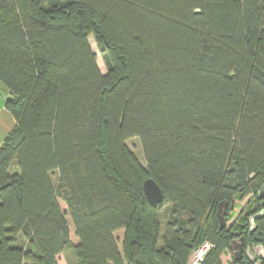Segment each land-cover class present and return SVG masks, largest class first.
<instances>
[{"label": "trees", "instance_id": "16d2710c", "mask_svg": "<svg viewBox=\"0 0 264 264\" xmlns=\"http://www.w3.org/2000/svg\"><path fill=\"white\" fill-rule=\"evenodd\" d=\"M0 87L14 118L0 264L66 251L74 264H186L206 239L202 264H224L233 238L264 247V214L249 230L264 180V0H0Z\"/></svg>", "mask_w": 264, "mask_h": 264}, {"label": "rangeland", "instance_id": "374dc122", "mask_svg": "<svg viewBox=\"0 0 264 264\" xmlns=\"http://www.w3.org/2000/svg\"><path fill=\"white\" fill-rule=\"evenodd\" d=\"M88 41L90 43V46L92 48V50L95 52L96 54V62L99 66V69L100 71L104 74L106 72V69H105V66H104V63L102 61V58H101V55H100V52L95 44V41H94V38L92 35H90L88 37ZM127 144L129 145V147L138 155L139 159L144 162V157H143V153H142V150H141V145H140V141L137 137H132L130 139H128L127 141ZM56 175H54L55 177ZM250 198V195L248 196H245L243 198V200H239L238 203L240 205V207H236L235 208V215L239 212L240 208H242L247 200ZM59 205H60V209L63 210V211H66V205L65 203L60 200L59 201ZM167 213H168V208L166 206H163L160 210V219L162 221V228L164 227L165 225V219L167 217ZM66 220H67V223L69 225V232H70V239L74 242V243H77L78 242V239L76 237V235L74 234V227H73V224H72V221L68 215V213L66 214ZM231 221H228L226 222L225 225L229 224ZM114 236L117 240V245L119 247V249L121 250V241H122V237H123V229H120V230H117V232L114 233ZM231 257H232V252L231 250L230 251H227L224 255L222 254V262L224 264H227L230 260H231ZM57 261H58V264H74V261H75V258L72 254L71 251H66V252H63V253H60L59 255H57Z\"/></svg>", "mask_w": 264, "mask_h": 264}, {"label": "water", "instance_id": "95a60500", "mask_svg": "<svg viewBox=\"0 0 264 264\" xmlns=\"http://www.w3.org/2000/svg\"><path fill=\"white\" fill-rule=\"evenodd\" d=\"M142 187L144 194L151 205H156L157 203L161 202L163 198V192L154 179L146 178L142 183ZM256 195L258 198H261L264 195V180L260 185V187L258 188V190L256 191ZM261 205H262V209L249 217L251 230L254 228V218H258L262 214H264V200L261 202ZM222 206L223 205L219 204L218 207L221 226L224 225L223 216H222L223 211L221 209ZM229 249L231 250L234 259H240L243 254L242 238L240 237L239 241L232 239L229 243ZM246 254L248 255L247 256L248 258L254 261L253 264H260L261 258H264V247L261 244L255 245L251 248L247 247Z\"/></svg>", "mask_w": 264, "mask_h": 264}, {"label": "crops", "instance_id": "0c3cea01", "mask_svg": "<svg viewBox=\"0 0 264 264\" xmlns=\"http://www.w3.org/2000/svg\"><path fill=\"white\" fill-rule=\"evenodd\" d=\"M4 100H5V92L0 87V144L4 136L11 130V128L14 125V118L12 114L5 108ZM226 252L227 251H225L223 255Z\"/></svg>", "mask_w": 264, "mask_h": 264}, {"label": "built area", "instance_id": "2783aa9c", "mask_svg": "<svg viewBox=\"0 0 264 264\" xmlns=\"http://www.w3.org/2000/svg\"><path fill=\"white\" fill-rule=\"evenodd\" d=\"M212 247L213 243L207 239L197 244L191 249L186 264H202Z\"/></svg>", "mask_w": 264, "mask_h": 264}, {"label": "flooded vegetation", "instance_id": "af4514ba", "mask_svg": "<svg viewBox=\"0 0 264 264\" xmlns=\"http://www.w3.org/2000/svg\"><path fill=\"white\" fill-rule=\"evenodd\" d=\"M260 199V202H262L263 200H264V195L261 197V198H259ZM262 200V201H261ZM260 206H261V209H262V205L260 204ZM231 223V222H230ZM230 223L229 224H227L226 226H229L230 225ZM249 230H250V226H249ZM242 238V242H243V237H241ZM234 240H237V241H239L240 240V237H236V238H233ZM255 245H259V243H254V244H245L244 242H243V254H242V257L243 256H248L247 254H246V248L247 247H253V246H255ZM227 251H230V249L228 248V250ZM232 257H233V255H232ZM232 257H231V259H232ZM241 259V258H240ZM248 259H250V258H248ZM264 258H261V260H263ZM260 260V261H261ZM253 261V260H252ZM253 263H254V261H253Z\"/></svg>", "mask_w": 264, "mask_h": 264}]
</instances>
